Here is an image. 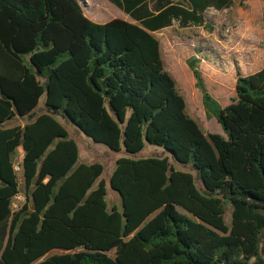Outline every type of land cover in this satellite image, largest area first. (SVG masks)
Returning a JSON list of instances; mask_svg holds the SVG:
<instances>
[{
  "label": "trees",
  "instance_id": "16d2710c",
  "mask_svg": "<svg viewBox=\"0 0 264 264\" xmlns=\"http://www.w3.org/2000/svg\"><path fill=\"white\" fill-rule=\"evenodd\" d=\"M113 2L135 23H97L80 0H0V264H264V68L238 69L223 107L187 62L224 132L209 134L155 35L232 0ZM59 119L114 152L148 142L172 158L120 159L123 212L109 211L104 167L79 163Z\"/></svg>",
  "mask_w": 264,
  "mask_h": 264
},
{
  "label": "rangeland",
  "instance_id": "374dc122",
  "mask_svg": "<svg viewBox=\"0 0 264 264\" xmlns=\"http://www.w3.org/2000/svg\"><path fill=\"white\" fill-rule=\"evenodd\" d=\"M249 1H251V11L259 13L262 0H232L231 6L226 10H221V14L217 16L205 13L204 26L193 24L183 26L176 23L171 28L155 34L162 44L166 68L172 73L179 89L186 97L189 115L198 121L204 131L209 134L224 135V132L215 119L208 120L206 118L202 95L195 87V78L187 62L192 58L197 59L198 68L204 76L209 92L223 107L232 104L236 98L237 70L241 69L242 63L243 66L250 67L252 56L258 57V52L264 50V15L263 19H259L250 12ZM85 2L83 4L87 16L97 18L102 23L114 19L124 20V18L133 21L113 0H86ZM184 72H187L188 78L183 75ZM194 92H196V97H193ZM45 105L46 95L41 98L37 113L44 109ZM59 120L69 131L70 138L78 145L79 163L101 164L104 167V174L97 181L94 189L102 181L106 182V202L109 211L117 207L120 212H123L122 199L110 184L120 159L172 158L163 148L148 142L137 155L127 154L124 145H122L121 151L114 152L102 144L95 143L66 121ZM22 156L21 148L19 157L22 158ZM21 202H24L22 195L16 199V207ZM182 212L192 217L188 213ZM227 222L230 223V213L227 216ZM57 253L54 252L51 255Z\"/></svg>",
  "mask_w": 264,
  "mask_h": 264
},
{
  "label": "crops",
  "instance_id": "0c3cea01",
  "mask_svg": "<svg viewBox=\"0 0 264 264\" xmlns=\"http://www.w3.org/2000/svg\"><path fill=\"white\" fill-rule=\"evenodd\" d=\"M82 2H85L86 0H80ZM93 1V0H91ZM263 1V0H262ZM264 2V1H263ZM262 2V7H261V11H259V13H255L253 11H251V1H249V11L252 12L253 14L256 15V17H258L259 19H263V15H264V3ZM86 5H87V2H85ZM223 10H226V9H223ZM87 15V14H86ZM129 16V15H128ZM91 20L97 22V23H102L100 22L99 20H97V18H94V17H91V16H88ZM130 17V16H129ZM125 21L127 22H131V23H135L133 22L132 20L130 19H127V18H124ZM107 23V22H105ZM258 57L257 56H252L253 57V60L250 61V64L251 66L248 67V66H243L244 64L242 63V67L240 69L241 73L244 75V76H249V75H253L257 72H259L260 70H262L264 68V50L261 51V52H258ZM185 67V65H184ZM169 71V70H168ZM170 72V71H169ZM171 73V72H170ZM172 74V73H171ZM236 82H237V75H236ZM196 93V92H195ZM23 150V149H22ZM24 157V151H23V156L22 158L20 157V159H23Z\"/></svg>",
  "mask_w": 264,
  "mask_h": 264
},
{
  "label": "built area",
  "instance_id": "2783aa9c",
  "mask_svg": "<svg viewBox=\"0 0 264 264\" xmlns=\"http://www.w3.org/2000/svg\"><path fill=\"white\" fill-rule=\"evenodd\" d=\"M206 14L212 15V16H217L219 14H221V10L215 8V7H210L207 9V11L205 12ZM205 15V14H204ZM179 23V22H174V24ZM227 33H229V30H227ZM15 171L17 173L21 172V159H17L15 165H14ZM16 207V206H15Z\"/></svg>",
  "mask_w": 264,
  "mask_h": 264
}]
</instances>
